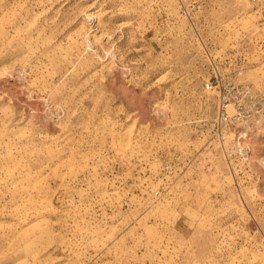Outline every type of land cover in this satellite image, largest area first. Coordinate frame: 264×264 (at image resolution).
<instances>
[{
  "label": "rangeland",
  "instance_id": "rangeland-1",
  "mask_svg": "<svg viewBox=\"0 0 264 264\" xmlns=\"http://www.w3.org/2000/svg\"><path fill=\"white\" fill-rule=\"evenodd\" d=\"M0 264H264V0H0Z\"/></svg>",
  "mask_w": 264,
  "mask_h": 264
}]
</instances>
